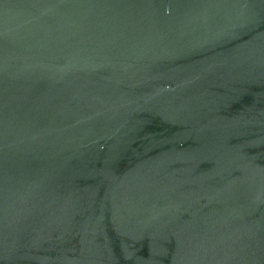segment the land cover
I'll return each mask as SVG.
<instances>
[{
  "label": "water",
  "instance_id": "1",
  "mask_svg": "<svg viewBox=\"0 0 264 264\" xmlns=\"http://www.w3.org/2000/svg\"><path fill=\"white\" fill-rule=\"evenodd\" d=\"M0 264H264V0H0Z\"/></svg>",
  "mask_w": 264,
  "mask_h": 264
}]
</instances>
